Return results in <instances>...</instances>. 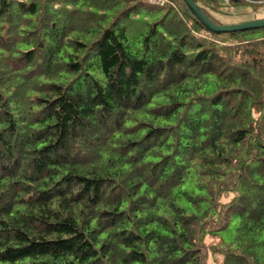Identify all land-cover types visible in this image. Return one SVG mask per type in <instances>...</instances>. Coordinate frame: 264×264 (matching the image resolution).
<instances>
[{
    "label": "trees",
    "instance_id": "1",
    "mask_svg": "<svg viewBox=\"0 0 264 264\" xmlns=\"http://www.w3.org/2000/svg\"><path fill=\"white\" fill-rule=\"evenodd\" d=\"M260 30L182 0H0V264H264Z\"/></svg>",
    "mask_w": 264,
    "mask_h": 264
},
{
    "label": "rangeland",
    "instance_id": "2",
    "mask_svg": "<svg viewBox=\"0 0 264 264\" xmlns=\"http://www.w3.org/2000/svg\"><path fill=\"white\" fill-rule=\"evenodd\" d=\"M218 4L221 6L219 11H210L211 14L216 19L218 25H233L242 23L245 21L255 20L264 18V1L261 5H255L253 3H244L237 5H228L227 0H217ZM255 36L259 37L264 35V30L258 31ZM188 189L194 191V193L200 194L202 191H198L194 189L191 181L188 180L184 185ZM179 204L183 206L187 212H191L194 210V206L186 201H180ZM235 222H232L227 228L220 231V237L224 242H231L235 235Z\"/></svg>",
    "mask_w": 264,
    "mask_h": 264
},
{
    "label": "water",
    "instance_id": "3",
    "mask_svg": "<svg viewBox=\"0 0 264 264\" xmlns=\"http://www.w3.org/2000/svg\"><path fill=\"white\" fill-rule=\"evenodd\" d=\"M182 1L193 13V15L206 27V29L214 33L264 28V18L245 21L233 25H218L213 23L193 0Z\"/></svg>",
    "mask_w": 264,
    "mask_h": 264
},
{
    "label": "built area",
    "instance_id": "4",
    "mask_svg": "<svg viewBox=\"0 0 264 264\" xmlns=\"http://www.w3.org/2000/svg\"><path fill=\"white\" fill-rule=\"evenodd\" d=\"M148 3L150 4H154V5H157V6H161L163 4H165V2L167 0H146Z\"/></svg>",
    "mask_w": 264,
    "mask_h": 264
}]
</instances>
